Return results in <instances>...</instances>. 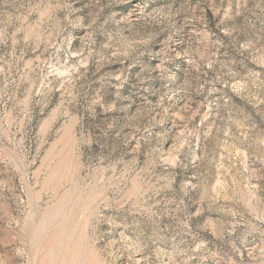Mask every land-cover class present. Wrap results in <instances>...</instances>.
Listing matches in <instances>:
<instances>
[{
    "label": "rangeland",
    "instance_id": "rangeland-1",
    "mask_svg": "<svg viewBox=\"0 0 264 264\" xmlns=\"http://www.w3.org/2000/svg\"><path fill=\"white\" fill-rule=\"evenodd\" d=\"M0 264H264V0H0Z\"/></svg>",
    "mask_w": 264,
    "mask_h": 264
}]
</instances>
